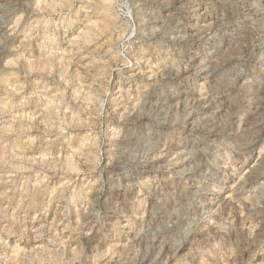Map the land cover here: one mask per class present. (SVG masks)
I'll return each instance as SVG.
<instances>
[{
  "label": "rangeland",
  "instance_id": "1",
  "mask_svg": "<svg viewBox=\"0 0 264 264\" xmlns=\"http://www.w3.org/2000/svg\"><path fill=\"white\" fill-rule=\"evenodd\" d=\"M0 264H264V0H0Z\"/></svg>",
  "mask_w": 264,
  "mask_h": 264
}]
</instances>
